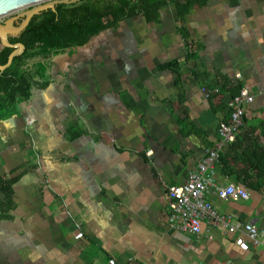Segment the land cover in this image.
<instances>
[{"label": "crops", "instance_id": "crops-1", "mask_svg": "<svg viewBox=\"0 0 264 264\" xmlns=\"http://www.w3.org/2000/svg\"><path fill=\"white\" fill-rule=\"evenodd\" d=\"M91 40L50 58L51 86L0 121V179L18 178L0 264H264V180L241 158L264 151V0H209L184 21L170 5L157 23L140 16ZM243 88L254 102L206 198L256 225L259 244L207 223L213 240L177 232L168 190L221 143ZM228 185L250 199H219Z\"/></svg>", "mask_w": 264, "mask_h": 264}, {"label": "trees", "instance_id": "trees-1", "mask_svg": "<svg viewBox=\"0 0 264 264\" xmlns=\"http://www.w3.org/2000/svg\"><path fill=\"white\" fill-rule=\"evenodd\" d=\"M209 0H81L71 5H57L34 17L29 26L10 44L25 47L22 56L14 59L11 67L0 71V121L14 116L22 106L29 105L37 91L52 84L50 58L86 46L102 32L116 28L121 22L143 16L148 23H157L165 7H176L180 20L196 7L205 6ZM185 38L188 36L182 29ZM12 49L0 50V66L8 63ZM178 70L174 62L165 66ZM246 174L253 172L264 180V151L246 150L242 155ZM18 178L0 179V216L9 215L13 187ZM249 188L260 190L257 185Z\"/></svg>", "mask_w": 264, "mask_h": 264}, {"label": "built area", "instance_id": "built-area-1", "mask_svg": "<svg viewBox=\"0 0 264 264\" xmlns=\"http://www.w3.org/2000/svg\"><path fill=\"white\" fill-rule=\"evenodd\" d=\"M189 51H193L191 45ZM236 77L241 79V75ZM202 92L207 98L212 95V92L205 88L202 89ZM253 102L254 97L247 88L241 89L240 93L228 102L230 119L227 123H222L219 126L221 143L217 148L208 152L198 169L189 175L185 184L169 188L168 225L173 230L198 238L206 235L208 240H213L209 233L204 234L203 226L207 223L211 227H221L230 233L242 231L252 243L259 244L260 232L256 225L251 223L232 224L230 219L220 215L206 198L214 183L215 169L221 163V151L225 145L236 143L244 127L246 108ZM148 155H152V153L149 152ZM215 192L217 197L222 200L234 197L249 200L251 196L246 188L236 185L215 187Z\"/></svg>", "mask_w": 264, "mask_h": 264}, {"label": "water", "instance_id": "water-1", "mask_svg": "<svg viewBox=\"0 0 264 264\" xmlns=\"http://www.w3.org/2000/svg\"><path fill=\"white\" fill-rule=\"evenodd\" d=\"M79 2L81 0H0V21L16 15L0 23V43L2 47L14 50L8 59V63L5 66H0V71H5L11 67L14 59L22 56L26 50L23 45L10 44L8 41L10 35L21 34L34 17L40 16L49 10L55 11L57 5H71ZM17 21H21L19 28H15V22Z\"/></svg>", "mask_w": 264, "mask_h": 264}, {"label": "flooded vegetation", "instance_id": "flooded-vegetation-1", "mask_svg": "<svg viewBox=\"0 0 264 264\" xmlns=\"http://www.w3.org/2000/svg\"><path fill=\"white\" fill-rule=\"evenodd\" d=\"M20 25H21V21H17V22H15V28H19ZM19 35H20V34L10 35L9 38H8L9 43H10V40H11V39H15V38H17ZM12 45H19V44H12ZM2 48H4V47H2V45H1V43H0V50H1ZM12 50H13V49H12ZM13 51H14V50H13Z\"/></svg>", "mask_w": 264, "mask_h": 264}, {"label": "rangeland", "instance_id": "rangeland-1", "mask_svg": "<svg viewBox=\"0 0 264 264\" xmlns=\"http://www.w3.org/2000/svg\"><path fill=\"white\" fill-rule=\"evenodd\" d=\"M15 16H16V15H15ZM15 16H11V17H8V18H6V19H3V20L0 21V23H2V22H4V21L8 20L9 18L15 17Z\"/></svg>", "mask_w": 264, "mask_h": 264}]
</instances>
